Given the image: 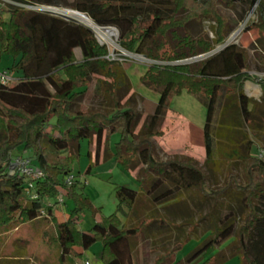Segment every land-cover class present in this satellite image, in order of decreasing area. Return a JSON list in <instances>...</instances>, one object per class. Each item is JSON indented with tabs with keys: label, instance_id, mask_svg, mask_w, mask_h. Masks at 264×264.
<instances>
[{
	"label": "trees",
	"instance_id": "1",
	"mask_svg": "<svg viewBox=\"0 0 264 264\" xmlns=\"http://www.w3.org/2000/svg\"><path fill=\"white\" fill-rule=\"evenodd\" d=\"M10 1L68 6L65 0ZM147 1L72 0L69 4L70 9L84 13L96 25L115 27L119 44L128 52L141 55L147 42L154 43L156 52L147 49L143 54L153 62L146 67L141 81L156 90L159 97L137 132L140 113L133 102L136 91L125 80V69L107 57V47L98 42L89 27L58 14L0 1V61L5 56L15 61L7 68L0 67L13 78L9 84H0V229L17 222L46 220L51 207L66 198L72 202L68 217L64 221L51 218L60 260L69 255L81 256L75 252L77 249L86 250L100 240L101 264H131L129 240L144 238L145 232L161 234L171 224L175 227L155 209V203L162 201L163 196L170 197L171 187L167 186H172L200 200H213L209 211L198 220V223L205 218L211 221L208 237L176 264H208L216 254L214 249L232 237L235 230L236 245L232 252L226 247L224 253H217L216 261L222 263L231 254L239 253L240 264H264V239L254 240L250 236L252 230L264 233V142L262 149L258 147V154L252 155L255 141L242 128L246 125L264 141L261 124L255 123L256 116L261 117L264 99L249 98L243 91V84L249 79L245 50L233 43L201 61L177 63L223 43L227 25L236 27L241 19L222 13L221 6L231 7L234 0H161L156 7ZM240 1L249 6L256 4L258 26L264 32V0ZM5 12L7 20L3 17ZM201 18L213 22V40L192 37L188 32V26ZM164 43L170 45L171 51L160 54ZM257 45L264 49V36L258 38ZM93 74L110 80L108 89H104L110 106L74 110ZM124 87L125 93H120ZM260 87L264 92V82ZM183 90L201 96L206 107L204 165L187 157L163 160L153 142V138L163 135L161 126L170 110L169 99ZM129 91L132 92L121 103ZM113 133L119 135L113 153L117 164L128 172L141 166L136 175L137 192L123 186L116 188L117 210L126 206L130 212L140 214L146 204L149 215L136 216L133 224L125 226L114 212L101 217L90 230H79L80 212L89 208L96 214L99 208L77 191L81 182L69 174V165L79 157L81 140L94 139L99 147L104 135L102 142L107 149ZM18 148L29 149L31 154L14 155ZM62 151L66 154L62 155ZM18 157L42 169V178L32 181L20 174L14 164ZM95 158L98 159V152ZM235 161L243 166V182L231 170ZM221 164L227 169L225 184L209 187L205 166L213 171ZM232 190L240 196V212L237 214L233 205H228L219 219L215 212L218 200L230 196ZM33 193L36 198H31ZM142 196L150 204L141 201ZM238 221L240 225L236 228ZM184 225L190 227V222L180 223L176 228ZM182 238L187 241L190 235ZM182 245L183 242H178L169 249L161 246L160 251L165 254L159 255L153 264H167L171 253Z\"/></svg>",
	"mask_w": 264,
	"mask_h": 264
},
{
	"label": "rangeland",
	"instance_id": "2",
	"mask_svg": "<svg viewBox=\"0 0 264 264\" xmlns=\"http://www.w3.org/2000/svg\"><path fill=\"white\" fill-rule=\"evenodd\" d=\"M71 1L72 0H65L64 3L68 6H65L64 8H70L69 4ZM158 1L161 0H148L147 2L151 4L152 7H156L158 5ZM230 6L231 7L221 6L222 13L228 16L232 15L235 19L241 18L239 19L238 25L236 27H231L228 24L226 27L227 35L223 43L214 46L211 51L205 54L217 53V51H219L225 43H234L238 47L243 48L246 54V71L249 76V79L246 81L251 82L254 85L253 87H249L250 83H246V86L243 84V91L249 98L260 101L264 99V92H262L260 87V84L264 82V49H260L257 45V40L259 37L264 36V32H262L258 26L259 16L256 13V4L249 6L240 0H234ZM3 17L7 20L8 13L5 12ZM74 20L77 19L74 18ZM81 24L86 25L83 22H81ZM145 24L146 23L142 24L141 28L145 27ZM213 27V22H211V20L201 18L198 23H191L187 30L192 37H204L206 39L213 40L215 38ZM112 28L114 29L111 33H103L95 29V34L98 38V42L107 47L110 58L115 60V62L120 64L125 69L127 74L125 80L130 82L132 88L136 91L133 102L140 113L139 121L137 127L135 128V132H137L142 122L150 113H152L154 104L157 102L159 97V93L156 90L145 86L141 81V76L145 72L146 67L153 62L143 54L146 53L147 49L151 50L152 53L156 51L155 49L153 50L154 43L149 41L144 45V53L141 55L128 52L119 44L118 30L115 27ZM237 31L238 35L236 39L232 40V35ZM163 51L169 53L171 51L170 45L164 43L162 50L158 52L161 54ZM202 59L203 57L195 56L177 63H193L201 61ZM14 62L15 61L11 56H5L2 59L1 65L11 66ZM109 81V79H104L99 75H91L88 80V88L86 89L84 95L75 102L73 109L87 111L94 108H108L110 106V101L104 93V89H108ZM101 88L103 89L100 90ZM125 91L126 87L120 89V93H125ZM131 92L132 91H129L124 96L121 103L125 102ZM168 104L170 108L169 112H175L177 114L180 113L184 118L183 121L191 123L196 128H202L205 122L206 107L201 96L191 94L183 90L179 94H173L169 99ZM216 116L218 117L217 114ZM255 123L261 124V131L264 132V109H262L261 117L256 116ZM165 124L167 125V123L164 122L161 126L163 135ZM242 128L246 135H249V137L255 141L251 149V154L257 155L259 152L258 147H261L260 149H262V142L264 141H262V138L260 139L259 136L248 130L246 125L243 124ZM167 129L169 130L170 127L168 126ZM193 133L194 130H189L188 126L184 135V138H186L184 143L175 141V137L171 140V136L168 135L166 138V148L160 146L162 140L159 142L156 138H153L156 151L161 159L166 160L172 158L173 156L187 157L193 159L200 165H204V149H202V154H199L198 151L201 149L200 143ZM262 137H264V134H262ZM103 138L99 147L96 146L94 139L91 141L87 139L81 140L79 157L69 165V174L75 176L76 180L81 182V184H78L77 186V191H81L83 196L89 199L93 207L99 208V212L96 214L89 208H84L80 212L77 224L79 230H90L92 226L97 223V219L100 220L101 217L108 216L114 212L120 220L123 221L124 219L125 224H127L128 219L130 218V216L127 217L129 210L126 206H122L121 209L117 210L116 188L123 186L136 192L139 188L134 175H137L138 169L141 166L132 170L133 175L122 169L115 161L113 155L114 144L118 141L119 135L113 133L109 137V144L111 147L108 149L110 154L107 156H105L106 154L103 149ZM167 145H170V150H168L169 148ZM96 152H98L99 159V162L97 163L95 162L94 157ZM13 154L26 156L30 155L31 152L29 149L18 148L13 151ZM61 154L64 155L66 152L62 151ZM89 155H93L92 159ZM204 169L207 173V185L209 187H212L213 185L221 186L225 184V176L227 174L225 164H221L218 169H212L213 171H211V168L207 166H205ZM231 170L237 175L240 182L244 181L243 166L240 161H235L231 165ZM168 187H171L169 188L170 197L165 199L163 196V198L160 199L162 201L155 203V209L156 211H159V214H163L167 220L173 222L175 227L171 224L169 229L161 233L160 236L153 240L152 243L159 246L172 245L174 242H183L184 239L182 237L189 234V242H187L186 247H184V252L188 254L192 249L199 245L200 242L204 241L206 237H208L209 230L212 228L211 221L205 218L203 221L198 223V220L200 217L205 216V214L209 211L213 200H200L198 197L190 194V192L179 190L172 186H167V188ZM239 198L240 196H236L233 190L231 191L230 196L219 198L218 206L215 208L218 218L220 219L227 212L228 205H233L234 211L238 214L240 212ZM64 200L68 199L64 198ZM67 203L72 205L71 201ZM165 206H167V209H165ZM50 219L51 218L46 219L48 222H45L43 219L34 220L32 222H17L19 224L14 223L13 225H9L8 228L0 229V261H7V258L10 257L11 251L14 248L12 245L14 239L18 236H26L28 238V247H26L25 253L26 255L23 254V258L18 260L19 263L16 264H67L65 260H60L59 258V247L56 245V241H54L55 239L52 236L54 235L55 229L54 225L52 223L50 224ZM167 220L164 219L165 222H168ZM188 221L190 222V227L184 225L180 228H176V225L180 223H187ZM196 224L197 226H195ZM239 225L240 222L238 221L236 223V228ZM191 230L193 231L192 234L189 233ZM236 232L237 231L235 230L232 237H229L214 249L213 254H216L212 257L208 264H240L241 256L239 253L231 254L222 263L216 261L217 253L220 251L221 253H224L226 247H229L230 253L232 252V249L236 245V243H233ZM250 236L254 240H260L261 238L264 239V233H259L253 230L251 231ZM15 247L18 248L17 246ZM102 247V242L97 240L86 249V253L75 258L78 262H82V259L89 257L92 263H97L102 252ZM157 249V247L151 249L152 251L150 254L152 259L154 258L152 260L153 263L156 262L160 255L156 253ZM172 258L173 257L170 256V259Z\"/></svg>",
	"mask_w": 264,
	"mask_h": 264
},
{
	"label": "crops",
	"instance_id": "3",
	"mask_svg": "<svg viewBox=\"0 0 264 264\" xmlns=\"http://www.w3.org/2000/svg\"><path fill=\"white\" fill-rule=\"evenodd\" d=\"M1 62H2V60L0 61V67H2V68H7L8 67V65H1ZM246 83H248V84L250 83L249 87H253L254 86L253 83L247 82V81L244 82L245 86H246ZM154 107H155V104H154ZM153 110H154V108H153ZM153 110H152V112H153ZM183 120H184V118H183V116L180 113L177 114L175 112H172V113L168 112L166 117H165V120H164V122L167 123V125L165 124V129H163L164 130V135H162L160 138L156 137V139L159 142H160V140H162V143L160 144V146H163V147L166 146V142H167L166 138H167L168 135L171 136V140H172L173 137H175V141H179V143H181V142L184 143L186 141V138H184V135L186 133L187 127L189 126V130H191V131L194 130L193 135L197 137V140L199 141L200 148H201V149H199L198 152H199V154H202V149H204V152H205L204 140H203V126H202L201 129L199 127L196 128L191 123H188L187 121H183ZM168 126L170 127L169 130L167 129ZM166 129H167V131H166ZM104 138H105V136H104ZM104 138H103V140H104ZM169 146L170 145H167V147L169 148L168 150H170ZM183 146H184V144H183ZM103 147H104L103 149H104L105 154H106L105 156L109 155L110 151L108 149H110L109 147H111L110 144H108V148L106 149V146L103 143ZM113 153H114V151H113ZM22 156H24V155H22ZM89 156L92 159L93 155L92 156L89 155ZM94 157H95V154H94ZM98 160L99 159L95 158V162L96 163L99 162ZM129 172L131 174H133L132 171H129ZM134 177H135V180H136V175H134ZM138 190H139V188H138ZM141 201H143L145 203L147 202L145 197H143L141 199ZM67 202H69V201L68 200H64L63 203H59V204H56L53 207H51L50 216H48V218L57 219L58 221H64L68 217L69 212L72 209V205L67 203ZM147 203L150 204L149 202H147ZM145 205L142 206L143 209H141L140 214H137L134 211H131V212L129 211V214L127 215V217L130 216V218L128 219V223L129 224L128 223L125 224L124 219H123V221L120 220L121 224H123L125 226H129V225L133 224L136 221V219H137V217L139 215H141V214L142 215L143 214L144 215L145 214L149 215L150 210L147 209L146 207H144ZM139 211H140V209H139ZM142 211H143V213H142ZM52 219H50L49 221H50V224L52 223L54 225V222H53L54 220H52ZM43 220H45V219H43ZM99 221L100 220L97 219V222H99ZM28 222H32V221H28ZM45 222H48V221L45 220ZM17 224H19V223H17ZM144 235H145L144 238H142L141 236H137L136 238H133V239L129 240L130 241V246H131V249H132L131 250V264H153L152 260L154 258L152 259L151 254H150L151 251H152L151 250L152 248H156V247L158 248L157 252H156L157 254L162 255V253H163V252L160 251L161 248H162L161 246H159V245H157L155 243L154 244L152 243L153 240L157 239L160 236L159 233L150 234L148 232H145ZM187 242H189V240L183 241V245H182L181 249L176 251V252H174L173 254L171 253V257H173V258L172 259L169 258L170 261H168L167 264H176V262H178V261H180V260H182L184 258V256L186 255V253L184 252L185 251L184 247H186V243ZM12 245L14 246V248L11 251L10 257L7 258V261H4V262L0 261V264H3V263H6V264L19 263L18 260H21V258H23V256H24L23 254L26 253V247H28V238L26 236H18L16 239H14ZM174 245H175V242L172 245H164L163 247H166V249H169V247L172 248ZM15 246H17L18 248H16ZM75 252L76 253L80 252L81 255H83L84 253H86V250L77 249ZM180 253H181V255H180ZM163 254H165V253H163ZM75 257H77V256H72V255L67 256L65 258L66 263L67 264H84L85 262H87L88 264H101L100 257H99V260H98L97 263H92L91 259L89 257L82 259V262H78ZM21 262H23V261H21Z\"/></svg>",
	"mask_w": 264,
	"mask_h": 264
},
{
	"label": "built area",
	"instance_id": "4",
	"mask_svg": "<svg viewBox=\"0 0 264 264\" xmlns=\"http://www.w3.org/2000/svg\"><path fill=\"white\" fill-rule=\"evenodd\" d=\"M0 1L4 2V3L12 4V5L17 6V7L30 9V10L45 11V12L58 14V15H61L63 17H65L64 15H71L70 13L72 12V11H69L70 8L67 9V8H58V7L47 6V5L22 4V3H16V2H13L10 0H0ZM71 16H73V15H71ZM65 18H67V17H65ZM67 19H69V18H67ZM86 26H88L94 32V34H95V29H97V30L99 29L103 33L105 31H109V30L114 29L110 26H98L94 22L92 25L86 24ZM95 36H96V34H95ZM107 57L109 59H111L110 54H108ZM12 81H13V78L11 77V75L8 72L0 70V84H9ZM14 164H15V166H16V168L20 174L26 176L28 179H31L32 181L41 179L43 176L42 169L30 164V161L28 159L18 157L17 159L14 160ZM71 178L72 177L70 176L68 180H70ZM31 198H36V194L33 193L31 195ZM84 264H88V263L85 262Z\"/></svg>",
	"mask_w": 264,
	"mask_h": 264
},
{
	"label": "bare ground",
	"instance_id": "5",
	"mask_svg": "<svg viewBox=\"0 0 264 264\" xmlns=\"http://www.w3.org/2000/svg\"><path fill=\"white\" fill-rule=\"evenodd\" d=\"M71 15H73L76 19H78L79 21H81V22H83V23H86V24H93V22H92V20L88 17V16H86V15H83L82 13H80V14H75V12H71L70 13ZM99 30V29H98ZM100 31V30H99ZM101 32V31H100ZM105 32H107V33H111V32H113V30H109V31H105ZM104 35V34H103ZM237 35H238V31L237 32H235L233 35H232V40H234V39H236V37H237Z\"/></svg>",
	"mask_w": 264,
	"mask_h": 264
},
{
	"label": "water",
	"instance_id": "6",
	"mask_svg": "<svg viewBox=\"0 0 264 264\" xmlns=\"http://www.w3.org/2000/svg\"><path fill=\"white\" fill-rule=\"evenodd\" d=\"M69 11H72V12H75V14H80V13H82V12H79V11H77V10H74V9H69ZM83 15H85L84 13H82ZM65 17H67V18H69V19H71V20H74V18L75 17H73V16H71V15H64ZM76 19V18H75ZM74 21H77V22H81V21H79L78 19L77 20H74ZM88 27V26H87ZM230 43H225L224 45H222V47L220 48V49H222L223 47H225V46H227V45H229ZM219 49V50H220ZM209 55H211V53H208V54H201V55H199V57H203V58H206V57H208Z\"/></svg>",
	"mask_w": 264,
	"mask_h": 264
}]
</instances>
